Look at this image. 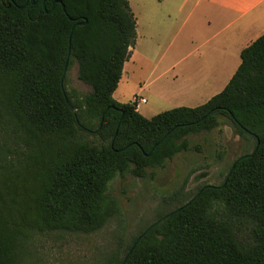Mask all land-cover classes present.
Listing matches in <instances>:
<instances>
[{
    "label": "trees",
    "instance_id": "16d2710c",
    "mask_svg": "<svg viewBox=\"0 0 264 264\" xmlns=\"http://www.w3.org/2000/svg\"><path fill=\"white\" fill-rule=\"evenodd\" d=\"M137 38L129 0H0V264H30L36 236L99 231L119 211L112 180L146 178L224 121L254 150L105 264H264V35L207 103L150 119L113 97ZM67 61L89 93L66 88Z\"/></svg>",
    "mask_w": 264,
    "mask_h": 264
},
{
    "label": "rangeland",
    "instance_id": "374dc122",
    "mask_svg": "<svg viewBox=\"0 0 264 264\" xmlns=\"http://www.w3.org/2000/svg\"><path fill=\"white\" fill-rule=\"evenodd\" d=\"M134 2L141 18L142 39L137 49L139 55L143 56L148 50L144 31L146 21L143 5L146 2ZM154 28L164 34L160 44L161 55L170 44L176 43L178 24L161 15V19L155 21ZM158 58L159 54L154 60ZM191 61L192 58L179 64V56L172 58L169 62L176 63L174 70L142 92L139 87L147 81L149 64L143 62V68L135 65V73L122 81L117 88L115 99L126 100L128 103V98L133 93L140 94L147 100L141 107V115L149 119L180 107H199L205 104L208 98L206 94L215 96L223 89H212L210 92L200 89V74L189 75L181 71ZM165 62L166 60L160 64V69L168 65ZM178 74L183 78L177 84L169 83L176 76L179 78ZM170 86L176 89L172 90ZM66 88L75 89L82 94L91 91L90 86L78 79L76 62L67 71ZM179 92L183 93L178 95ZM90 140H93V137H90ZM188 141L191 146L189 150L179 153L163 167L149 169L146 178H135L126 174L117 176L109 183L108 194L117 200L119 211L102 229L91 234L53 232L36 236L29 247L28 262L105 264L118 250L123 254L133 239L153 224L160 215L187 203L203 186H219L232 164L241 156L251 153L255 147L252 138L240 135L232 124L226 121L212 132L191 135ZM201 173H207V176L196 179Z\"/></svg>",
    "mask_w": 264,
    "mask_h": 264
},
{
    "label": "crops",
    "instance_id": "0c3cea01",
    "mask_svg": "<svg viewBox=\"0 0 264 264\" xmlns=\"http://www.w3.org/2000/svg\"><path fill=\"white\" fill-rule=\"evenodd\" d=\"M144 1L146 2L143 5L146 21L144 31L148 50L143 56L138 53L137 48L142 39L141 18L134 0H129L137 19L138 38L130 60L124 65L118 87L126 77L129 78L135 73V65L143 68V62H146L149 64L147 81L139 87L140 92L145 91L164 75L174 70L176 63L172 64L173 62L169 61L179 56V64L192 58L189 65L181 71L189 75L200 74V89L209 92L212 89L224 90L241 65L242 51L264 35V0ZM161 15L176 22L178 32L176 43L170 44L160 55V44L164 34L162 31H157L154 25L156 20L161 19ZM158 54L159 58L155 61L154 58L158 57ZM164 60L169 66L171 65L167 70L165 69L168 65L160 69V64ZM158 72L160 74L157 75ZM182 78L180 74L179 78L176 76L169 83L177 84ZM170 88L174 90L175 87L170 86ZM117 90L113 94L114 99ZM181 93L183 92H179L178 95ZM205 96L208 97L205 103L214 97L209 93ZM135 97L141 96L133 93L128 98V103L132 102ZM116 101L127 103L126 100ZM141 107L138 110L140 114Z\"/></svg>",
    "mask_w": 264,
    "mask_h": 264
},
{
    "label": "water",
    "instance_id": "95a60500",
    "mask_svg": "<svg viewBox=\"0 0 264 264\" xmlns=\"http://www.w3.org/2000/svg\"><path fill=\"white\" fill-rule=\"evenodd\" d=\"M31 1H32L33 4H37V3L39 2V0H36V1L31 0ZM42 1H43V6L45 7L46 0H42ZM55 4H56V3H55ZM55 4L52 6V9L54 8ZM63 8H64V6H63ZM86 23H87V21H84L83 23L76 24L75 26H78V25H79V26H83V25H85ZM68 63H69V61H67V65H66V67H65L64 77H63V81H62V82H64V78H65V76H66V74H67ZM62 84H63V83H62ZM66 102H67L68 107H69L70 110L72 111V113L75 114L76 111H75V109L73 108V106L70 104V102H69V100L67 99V97H66ZM206 176H207V173H201L200 175L197 176L196 179H201V178H204V177H206Z\"/></svg>",
    "mask_w": 264,
    "mask_h": 264
},
{
    "label": "built area",
    "instance_id": "2783aa9c",
    "mask_svg": "<svg viewBox=\"0 0 264 264\" xmlns=\"http://www.w3.org/2000/svg\"><path fill=\"white\" fill-rule=\"evenodd\" d=\"M131 103H133L135 109L138 111L142 105L147 103V100L142 97H135Z\"/></svg>",
    "mask_w": 264,
    "mask_h": 264
}]
</instances>
